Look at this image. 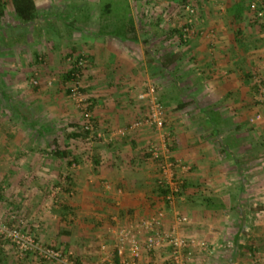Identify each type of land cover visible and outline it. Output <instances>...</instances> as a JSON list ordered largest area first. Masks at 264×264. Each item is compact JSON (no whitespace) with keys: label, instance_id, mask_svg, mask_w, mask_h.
Listing matches in <instances>:
<instances>
[{"label":"crops","instance_id":"crops-1","mask_svg":"<svg viewBox=\"0 0 264 264\" xmlns=\"http://www.w3.org/2000/svg\"><path fill=\"white\" fill-rule=\"evenodd\" d=\"M32 1L37 18L23 22L13 0H0V36L8 37L4 49L0 42V178L11 189L0 213L7 223L29 213L24 198L31 196L32 211L49 210L60 225L52 232L34 213L25 228L40 241L70 242L62 251L82 264L113 254L122 228L135 229L166 203L152 153L164 150L162 133L145 126L120 134L147 115L139 96L154 86L170 120L171 154L192 168L177 205L190 218L180 233L209 244L189 264H264V20L252 9L257 3L264 12V0ZM189 26L196 33L185 39ZM79 55L89 60L83 84L101 140L83 131L69 99L67 74ZM182 96L196 121L173 119L172 100ZM50 193L59 196L54 208ZM72 215L79 229L69 241ZM159 253L171 264L168 248ZM153 255L144 253L141 264H152ZM0 258L35 261L10 245Z\"/></svg>","mask_w":264,"mask_h":264},{"label":"built area","instance_id":"built-area-1","mask_svg":"<svg viewBox=\"0 0 264 264\" xmlns=\"http://www.w3.org/2000/svg\"><path fill=\"white\" fill-rule=\"evenodd\" d=\"M140 0H129L135 5ZM256 11L257 18L264 20V12L257 3L252 5ZM183 11L188 16H196L197 11L191 5H185ZM196 33L193 26L184 30V38L189 39ZM72 69H75L71 87L70 97L82 111L84 132L98 136L101 140L103 135L99 134L96 128L94 114L90 99L82 87L84 71L89 66V60L84 55L72 58ZM34 86H39L37 79L32 80ZM50 86L53 84L49 83ZM139 99L147 103L148 112L142 120L132 123L127 129L120 132L121 136L138 131L148 126L162 133L164 138V150L153 149L152 153L159 162L160 188L168 190L169 194L164 197L165 202L170 205L175 203L176 197L181 193L184 184V175L191 172L192 168L172 156L171 141L172 134L167 129V111L157 96L154 86H146V90L140 94ZM260 119L259 117H257ZM14 224L9 225L0 213V251L6 246H12L20 259L33 257L38 263L45 264H78L73 252H65L40 243L35 236L25 229L23 220L16 216L12 217ZM190 222L185 215L176 213L169 227H166L165 216L159 213L138 223L135 229L124 228L117 233L116 245L113 254L101 258L92 264H141L144 253H155L161 249L168 248L171 256V264H189L197 254H204L209 250L207 241L196 238H188L180 233L183 225ZM105 250V247H103ZM117 256V259L116 257Z\"/></svg>","mask_w":264,"mask_h":264},{"label":"rangeland","instance_id":"rangeland-1","mask_svg":"<svg viewBox=\"0 0 264 264\" xmlns=\"http://www.w3.org/2000/svg\"><path fill=\"white\" fill-rule=\"evenodd\" d=\"M103 7H105L104 6V4H103ZM7 39H8V37H7V35L6 36H0V42H1V44H2V47H3V45H5L6 43L5 42H8L7 41ZM3 49H4V47H3ZM0 55H1V52H0ZM35 79V78H34ZM53 81V82H52ZM51 82L53 83L51 86H54L55 85V81L54 80H51ZM81 82H82V87H83V90L84 91H87L86 90V88H85V86H84V84H83V78H82V80H81ZM49 86H50V84H49ZM50 86V87H51ZM70 87H71V83L70 82H68V91H69V89H70ZM69 93V99H70V101L72 102V104H73V106H75V108L81 113V115H82V111L77 107V105H76V103L73 101V99L70 97V92H68ZM86 93V92H85ZM186 100L188 101L189 99H187L186 98ZM180 101V102H179ZM183 102H185V98L182 96L181 97V99L180 100H178V99H173L172 100V104H174L175 106H170V107H172L171 109H172V114H173V119H177L176 121H187V120H189V119H191L192 118V120L193 119H195V121H196V116L197 117H199L198 116V114H191V113H188V110H187V108H186V103H183ZM164 104V103H163ZM180 105H184V108H183V106L180 108H178V106H180ZM165 106V105H164ZM166 108V107H165ZM167 110V109H166ZM169 115V114H168ZM191 116V117H190ZM82 117H83V115H82ZM169 117H167V123H170V120L168 119ZM199 120H200V118H199ZM184 124V123H183ZM8 180V179H7ZM7 180L6 179H2V178H0V212H1V208L3 207V205L5 204V197H7V195L8 194H10V192H11V189H10V186L9 185H7L6 184V182H7ZM52 194L53 193H50V197H49V199H47V200H49V205H50V208H54V206H55V204H56V201H57V198H59V196H54V197H52ZM184 196L182 195V194H180L178 197H176V199H175V203L173 204V205H170V204H167V203H162V205L159 207V208H157L156 209V212L153 214V215H151V217H153V216H155V215H158L159 213H163L164 214V216H165V223H166V220L167 219H170L171 218V216H172V214H173V218H174V216H175V214H176V212L177 213H179V214H181V215H184L183 214V211H181V209H182V207H181V209H178V204L179 203H184V202H181V198H183ZM30 198H31V196H28L27 198H24L25 200H27L28 201V205H30L29 207H30V209L28 208L27 209V211H29V213L28 214H26V211H21L19 214H14L18 219H21V220H23L24 221V223H25V225H26V227L28 226V218H31L32 217V215L34 214V213H37V214H35V216L37 217V221H40V218H42V219H44V221H45V223H51L52 225H51V230H52V232H58V230H59V228H60V225H59V223H57L58 221L56 220V219H54V213H52V214H49V210H47V213L45 212V210H37L36 209V211H32V209H33V207L31 206V205H33L34 206V204H32V202H30ZM61 198V197H60ZM163 198V197H162ZM54 199V201H52ZM31 204H30V203ZM161 202H165V200H164V198H163V200L161 201ZM52 203V204H51ZM55 203V204H54ZM44 204V203H43ZM184 205V204H183ZM175 207H177V209L175 210ZM41 208H43V207H41ZM173 209V210H172ZM171 212H172V214H171ZM31 215V216H30ZM60 215H61V213H60ZM34 216V217H35ZM186 216V215H185ZM33 217V218H34ZM187 217L189 218V216L187 215ZM79 217H76V216H74V215H72L71 217H68L66 220H68V222H67V224H69V222H71L72 224H73V222L75 223L76 222V220L78 219ZM148 218H150V217H148ZM148 218H143V219H141V221L142 220H144V219H148ZM172 218V219H173ZM190 219V218H189ZM32 220H34V222H35V218L34 219H32ZM36 223V222H35ZM8 224L9 225H13L14 223L12 222V223H9L8 222ZM60 224H61V222H60ZM70 225V224H69ZM78 224H76V225H74L73 224V226H67L66 228L67 229H70L71 231H72V233H73V236H72V238L69 240V241H73V239H74V237L75 236H77V229H79V226H77ZM167 225V224H166ZM61 228H62V226H61ZM26 229V228H25ZM123 229V228H122ZM26 230H28V229H26ZM37 239H38V241L40 242V243H42V244H44V245H46V246H51L52 244H54L52 241L49 243L50 245H48V244H45L44 242H42V241H40L39 240V238L37 237V235H36V233H35V235H34ZM67 241V240H66ZM55 242H58V243H55L54 245H53V247H55V248H57V249H59V250H62L63 249V246H65V243L66 242H61V241H55ZM61 242V243H60ZM68 243V242H67ZM66 243V244H67ZM69 245H71L70 244V242L68 243ZM70 249H72L71 247H70ZM73 251V250H72ZM29 258H32V259H34L33 257H27L25 260H27V259H29ZM166 258V254L164 255V256H162L160 253H159V251H157V252H155L154 253V255H153V257H152V260H154V262H152V264L154 263V264H169V260H166L165 259ZM95 262H97V261H95ZM94 262V263H95ZM156 262H160V263H156ZM34 263H37V264H41V263H38L37 261H33V264Z\"/></svg>","mask_w":264,"mask_h":264},{"label":"trees","instance_id":"trees-1","mask_svg":"<svg viewBox=\"0 0 264 264\" xmlns=\"http://www.w3.org/2000/svg\"><path fill=\"white\" fill-rule=\"evenodd\" d=\"M13 3L15 4V7H16L17 16H18V18H20L21 21H23V22H32V21L36 20V18H37L36 17V13H35L36 8H35L34 2L32 0H13ZM1 5H2V3L0 2V6ZM2 9H3V7L0 8V18L3 16V11L4 10H2ZM74 73H75V69H72L70 71V73L67 74V80L69 82H71V80L73 79V74ZM181 106H183V105H181ZM210 119H211V121L213 123L216 124V121H215V119L213 117H210ZM216 132H217V129H216ZM85 133L87 134V132H85ZM64 186L62 187V189H64ZM185 186H187V184L184 181V184L181 187V193L180 194H183V192L185 191V188H186ZM160 194L164 198V197H166L169 194V191L168 190H164V189L161 188ZM48 247H53V246H48ZM65 252L67 253V251H65ZM115 257L117 259V256H115ZM76 262L78 264H82L80 262V260H78V259H76ZM0 264H1V258H0ZM42 264H45V263H42Z\"/></svg>","mask_w":264,"mask_h":264}]
</instances>
